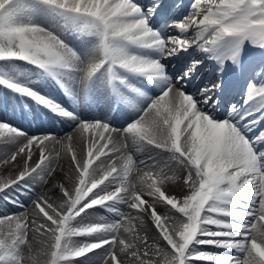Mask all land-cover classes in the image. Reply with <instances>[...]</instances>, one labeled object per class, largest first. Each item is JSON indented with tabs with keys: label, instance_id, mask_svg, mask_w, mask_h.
Masks as SVG:
<instances>
[{
	"label": "snow or ice",
	"instance_id": "1",
	"mask_svg": "<svg viewBox=\"0 0 264 264\" xmlns=\"http://www.w3.org/2000/svg\"><path fill=\"white\" fill-rule=\"evenodd\" d=\"M0 166V264H264V0H0Z\"/></svg>",
	"mask_w": 264,
	"mask_h": 264
},
{
	"label": "bare ground",
	"instance_id": "2",
	"mask_svg": "<svg viewBox=\"0 0 264 264\" xmlns=\"http://www.w3.org/2000/svg\"><path fill=\"white\" fill-rule=\"evenodd\" d=\"M189 2H190V0H186L184 5L187 6L189 4ZM183 14L186 15L187 11H184ZM200 73H202V75H201V78H199L198 80H203L204 78L207 80H211L213 78V72L200 70ZM203 82L205 83V80ZM9 115H10V113H9ZM25 127L27 130L30 131V133H35L38 131H52L58 136H63L64 133L66 131H68V129L62 128V126L58 122L49 121L47 118H43L42 121L39 123L28 124L26 122ZM0 167H2V166H0ZM0 174H2V173H0ZM61 181H62V174H60L58 172L52 178L49 179L48 183L44 186L43 189H38V191H47L48 189L52 188V185L54 183L61 182ZM20 199L27 200V197L22 196V197H20ZM28 207L30 208V205H28ZM30 210H31V208H30Z\"/></svg>",
	"mask_w": 264,
	"mask_h": 264
},
{
	"label": "rangeland",
	"instance_id": "3",
	"mask_svg": "<svg viewBox=\"0 0 264 264\" xmlns=\"http://www.w3.org/2000/svg\"><path fill=\"white\" fill-rule=\"evenodd\" d=\"M22 201H24L25 203H26V206H28L27 205V200H24V199H21ZM11 210H13V211H20L21 209H11ZM29 211H30V208H29Z\"/></svg>",
	"mask_w": 264,
	"mask_h": 264
}]
</instances>
